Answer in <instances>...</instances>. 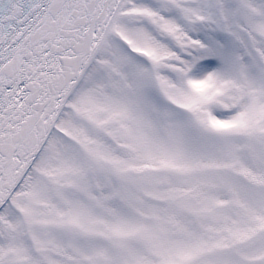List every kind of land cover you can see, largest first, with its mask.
Masks as SVG:
<instances>
[{
    "label": "snow or ice",
    "instance_id": "1",
    "mask_svg": "<svg viewBox=\"0 0 264 264\" xmlns=\"http://www.w3.org/2000/svg\"><path fill=\"white\" fill-rule=\"evenodd\" d=\"M0 264H264V0H0Z\"/></svg>",
    "mask_w": 264,
    "mask_h": 264
}]
</instances>
